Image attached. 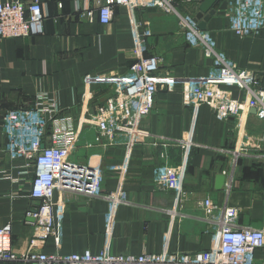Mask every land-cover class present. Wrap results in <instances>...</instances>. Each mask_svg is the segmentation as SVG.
Masks as SVG:
<instances>
[{"label":"crops","instance_id":"obj_1","mask_svg":"<svg viewBox=\"0 0 264 264\" xmlns=\"http://www.w3.org/2000/svg\"><path fill=\"white\" fill-rule=\"evenodd\" d=\"M16 1V0H0ZM27 3L30 0H18ZM44 14L42 34L0 39V227L10 223L11 243L17 253L30 248L47 254H69L89 250H108L119 254L169 252L193 253L209 248L212 226L204 216L201 202L208 197L217 204L238 209V223L264 230V163L246 156L236 157V120L218 119L212 108H197L182 102L179 83L172 90L159 89L151 112L140 121L142 130L164 136L170 141L190 140L183 180V195L174 206L172 191L155 183L153 168L164 163L160 148L147 136H138L127 151L124 146L107 150L80 147L74 158L88 163L104 162L106 171L101 185L104 194L116 193L119 202L102 196L71 192L54 194L55 233L39 238L34 221L28 215L36 201L29 196L35 167L26 159L9 158L1 123L9 109L33 105L37 94L54 98L60 109L52 127L76 125L79 102L88 74H123L137 59L132 18L141 24L145 40L143 56L161 59L158 72L182 78L206 76L212 67L199 47L186 41L175 14L154 7L136 5L131 10L113 7L108 24L98 19L103 0H40ZM202 0H173L179 13L195 16ZM228 0L214 4L215 13L206 29L219 49L242 69L264 82V29L237 35L229 28ZM90 12V15L87 13ZM231 95L243 98V92L226 86ZM106 93V86H93ZM252 143L264 147V122L254 113L239 118ZM94 131L83 133L93 140ZM167 162L178 165L183 157L180 146L171 144ZM223 174L224 184L215 187V176ZM175 209L173 212L170 210ZM172 213V216H171ZM42 239V240H41ZM255 263L264 262V246L255 253ZM0 264H23L0 261Z\"/></svg>","mask_w":264,"mask_h":264},{"label":"built area","instance_id":"obj_2","mask_svg":"<svg viewBox=\"0 0 264 264\" xmlns=\"http://www.w3.org/2000/svg\"><path fill=\"white\" fill-rule=\"evenodd\" d=\"M116 5L130 10L142 5L177 15L188 44L201 48L204 56L211 60L212 67L206 76L201 77L162 75L158 72L161 59L143 56L145 40L141 24L132 18L137 59L123 74H88L84 77L85 88L75 126L52 127L47 133L48 123L57 120L60 109L54 98L43 93L35 96L30 107L7 110L1 123L6 138L5 152L10 159L23 158L35 167L29 196L36 204L28 215L34 219V231L39 238L55 233L53 199L56 192L102 196L115 204L119 202L116 193L101 192L106 171L104 162L94 164L74 158L80 147L97 146L105 151L120 145L130 151L138 136L148 135L151 144L160 148L159 156L164 160L153 168L155 183L172 191L174 206L179 203L192 141L172 142L164 136L149 134L140 127V121L153 108L156 92L162 88L172 90L177 83L184 105L197 108L206 104L218 119L236 120L237 146L232 150L236 157L246 156L264 163V147L252 143L245 122L239 119L253 108L254 116L264 122V82L261 83L260 77L239 68L219 49L212 35L198 27L194 15L176 10L173 0H103L97 10L101 23L108 24L112 20ZM227 5L229 28L237 35L254 34L264 29V0H228ZM43 32L44 14L40 0L27 3L0 1V39L34 36ZM95 85L106 86L107 92L97 96L98 91L93 89ZM226 86L241 90L243 98L233 97ZM87 129L94 131L92 141H86L82 136ZM171 144L183 150L182 160L175 166L167 162V150ZM201 208L205 220L213 228L212 242L206 250L183 253L164 249L159 253L141 254L84 250L47 254L34 252L32 246L37 240L33 238L30 248L17 253L12 247L11 225L8 223L0 227V261H19L23 264H256L254 253L264 246V230L241 226L238 209L234 206L217 204L206 197L201 202Z\"/></svg>","mask_w":264,"mask_h":264},{"label":"water","instance_id":"obj_3","mask_svg":"<svg viewBox=\"0 0 264 264\" xmlns=\"http://www.w3.org/2000/svg\"><path fill=\"white\" fill-rule=\"evenodd\" d=\"M218 0H202L198 5V10L194 16L195 20L198 21V27L202 30L206 29V23L211 18V16L215 13L214 4ZM254 109H250L251 113H254ZM225 176L223 174H217L215 176V187L220 189L224 184ZM31 220L34 221L33 218Z\"/></svg>","mask_w":264,"mask_h":264},{"label":"trees","instance_id":"obj_4","mask_svg":"<svg viewBox=\"0 0 264 264\" xmlns=\"http://www.w3.org/2000/svg\"><path fill=\"white\" fill-rule=\"evenodd\" d=\"M51 124H48V126H47V133H49V131L51 130Z\"/></svg>","mask_w":264,"mask_h":264}]
</instances>
